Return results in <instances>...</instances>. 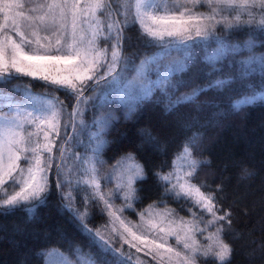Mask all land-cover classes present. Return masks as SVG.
Masks as SVG:
<instances>
[{"label": "snow or ice", "instance_id": "obj_1", "mask_svg": "<svg viewBox=\"0 0 264 264\" xmlns=\"http://www.w3.org/2000/svg\"><path fill=\"white\" fill-rule=\"evenodd\" d=\"M0 16V108L7 109L0 111V214L33 213L58 194L88 238L86 250L43 252L44 264H230L233 249L223 234L231 213H221L216 194L193 182L204 164L194 158L198 134L184 143L170 171L156 173L165 194L191 201L187 219L151 204L137 213L139 224L128 220L124 213L134 210L144 166L129 153L102 175L101 156L117 119L114 101L130 115L155 97L170 113L199 108L202 94L239 84L244 90L232 100V112L264 102V51H257L264 48L258 39L264 0H120L118 7L113 0H0ZM135 30L138 46L156 49L139 64L135 54L124 55L131 46L127 33ZM194 69L220 75L176 96ZM23 77L63 90L74 103L34 93ZM90 110L99 114L88 122ZM93 208L108 217L99 227H90Z\"/></svg>", "mask_w": 264, "mask_h": 264}, {"label": "trees", "instance_id": "obj_2", "mask_svg": "<svg viewBox=\"0 0 264 264\" xmlns=\"http://www.w3.org/2000/svg\"><path fill=\"white\" fill-rule=\"evenodd\" d=\"M119 2L113 0L114 7H118ZM127 35L131 37V46L125 48L124 55L135 54L136 63L156 50L137 45L138 30ZM237 38L244 36L241 34ZM257 51H264V48L258 47ZM193 71L194 75H184L186 83L179 87L176 96L190 93L193 88L204 86L220 75L210 76L206 69ZM228 71L225 66L223 72ZM21 79L34 86V93L55 94L65 100L63 90L53 91L51 86L30 77ZM11 87L9 84L7 89ZM243 90L239 84H234L231 91L209 90L198 97L199 108L184 105L170 113L165 111L163 103L155 102V97L130 115L125 107L113 102L117 119L106 133L108 143L101 156L105 163L100 172L102 175L110 173L118 159L131 153L145 170V178L135 185L138 196L135 209L156 204L159 208L167 207L188 215L181 213L184 212L182 207H191V202L178 201L173 195L165 194L156 173L167 172L184 143L198 134L194 157L204 164L193 182L201 185L203 191L216 194L221 213H231V227L226 226L223 234L225 242L233 249L230 264H264V102L258 101L239 112H232L230 104ZM65 103L74 101L65 100ZM91 112V119L99 114L95 110ZM51 182L55 192L53 176ZM92 212L90 227H98L102 215L97 213L98 208H93ZM87 239L78 222L61 207L58 194L49 195L33 213L20 208L7 215L0 214V264H44L42 253L45 250L67 251L76 247L86 250Z\"/></svg>", "mask_w": 264, "mask_h": 264}, {"label": "rangeland", "instance_id": "obj_3", "mask_svg": "<svg viewBox=\"0 0 264 264\" xmlns=\"http://www.w3.org/2000/svg\"><path fill=\"white\" fill-rule=\"evenodd\" d=\"M200 10H204V9H200ZM0 21H2V16H0ZM67 25H68V30L70 31L71 30V20L69 19L67 22ZM44 33H42V35H43ZM51 38V40H52V42L54 43L55 42V37H50ZM45 43H47V41H44ZM101 46H103V45H101ZM156 51V50H155ZM137 64H139V62L137 63ZM129 78L131 79V73L129 74ZM154 78V77H153ZM36 80H38V79H36ZM43 82V81H42ZM36 94H39V93H36ZM49 96H53L52 94H49ZM54 96H55V94H54ZM114 103H116L115 101H114ZM116 104H118V103H116ZM70 110V109H69ZM0 111H7V109L6 108H0ZM92 116H93V114H92V112H91V110L90 111H87L86 113H85V119H86V121H88V122H90L92 119ZM94 118V117H93ZM68 131L69 132H71V128L69 127V129H68ZM77 151L78 152H80V153H84L85 152V148L84 147H80V148H78L77 149ZM178 154V153H177ZM176 157V156H175ZM195 158V157H194ZM69 164L71 163V161H69L68 162ZM171 168H172V166H171ZM171 168L168 170V171H170L171 170ZM167 171V172H168ZM167 172H165V173H167ZM52 176L54 177V179H55V181H56V176L54 175V174H50V180L52 179ZM62 177H63V173H62ZM111 187H113V184H108V185H106V188H111ZM191 202V201H190ZM116 205L117 206H120L122 203H123V201L122 200H120V199H117L116 200ZM148 207H146V208H144V209H147ZM159 208V207H158ZM167 208V207H166ZM183 208V210H184V212H181V213H188V215H183V214H179V213H176L175 211V215H176V218L178 219L179 217H184V218H188L189 216H190V213L188 212V209H189V205H185V206H183L182 207ZM144 209H142V210H144ZM159 209H163V208H159ZM168 209H171V208H168ZM142 210H136L135 209V206H134V210H127L125 213H124V215L127 217V219L128 220H130V221H132L134 224H139L140 223V217L137 215V213L138 212H140V211H142ZM196 211H199L198 209H196ZM99 215H102L101 213H100V209L98 208V212H97ZM92 217H93V215H92ZM91 217V218H92ZM107 219H108V217L106 216V215H102V218H101V220H102V222H101V224L100 225H102V224H104L106 221H107ZM99 225V226H100ZM98 226V227H99ZM173 243H174V241H172ZM119 246V245H118ZM125 248L127 249V246H125ZM49 249H52V248H49ZM49 249H47V250H49ZM47 250H45V251H47ZM44 251V252H45ZM133 252H134V250H133ZM137 255H139L140 257H141V260H147L148 258H146V257H143V254L141 253V254H137ZM44 257V256H43ZM137 264H140V262L138 261L137 262ZM151 264H155V262H151Z\"/></svg>", "mask_w": 264, "mask_h": 264}]
</instances>
